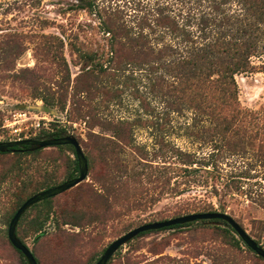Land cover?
<instances>
[{
    "label": "rangeland",
    "instance_id": "rangeland-1",
    "mask_svg": "<svg viewBox=\"0 0 264 264\" xmlns=\"http://www.w3.org/2000/svg\"><path fill=\"white\" fill-rule=\"evenodd\" d=\"M89 1L121 10L135 27L139 16L167 0H0V142L64 130L79 141L89 165L86 181L30 207L17 236L40 264H96L134 228L214 208L264 249V57L236 76L241 111L231 124L237 134L231 130L226 138L241 147L220 154L213 147L221 139L218 116L180 105L181 83L162 63H106L102 72L80 58L79 50L107 60L98 18L81 9ZM234 1L226 6L230 13ZM259 39L262 44L264 33ZM13 126L22 131L13 133ZM180 152L192 155L199 175L216 174L217 163L222 175L249 177L242 179L244 193L263 195L221 200L206 195L211 181L209 188L158 194V175L183 188ZM75 160L65 146L0 154V264H25L8 240L12 216L34 194L69 180ZM240 241L221 222H192L135 238L108 264H264Z\"/></svg>",
    "mask_w": 264,
    "mask_h": 264
},
{
    "label": "trees",
    "instance_id": "trees-1",
    "mask_svg": "<svg viewBox=\"0 0 264 264\" xmlns=\"http://www.w3.org/2000/svg\"><path fill=\"white\" fill-rule=\"evenodd\" d=\"M230 1L232 0H172L171 2L167 0L163 3L158 2L137 18L135 27L129 25L127 14L125 15L121 10L98 7L89 1L87 6L81 9L95 13L98 18L100 31L105 35L108 45L107 60L102 61L104 59L102 56L98 58L94 53L81 50H79V56L81 59L89 61L91 66L99 65L102 72H105L104 65L106 63H115L116 66L123 62L162 63L165 73L172 78H178L181 83L180 105L187 106L200 114L218 116L217 120L221 125L218 134L220 133L221 139L213 143L214 150L220 154L230 150L235 151L240 145L234 143L230 146L226 134L232 130L231 124L236 122L233 115L239 114L241 111L236 76L252 72L254 69L252 59L264 57V42L260 44L259 41L261 40L259 34L264 33V0H235L237 9L233 13H230V9L226 8ZM232 132L234 135L237 134L234 130ZM64 136H68V133L64 130H55L52 133L43 134L39 138L46 140ZM211 141L213 142V140ZM65 147L71 149L75 154L72 146ZM39 150L41 149L21 146L0 154H33ZM260 150L264 164V132ZM179 155L183 159L182 164L186 166L182 170L183 182L181 184L183 188L177 190L176 188L180 186L177 180L172 186L170 178L164 179L158 175L155 177L154 187L155 190L159 189L157 190L158 194L164 191L184 194L193 186L209 188L211 181L213 183L210 186L211 191H207L206 195L213 194L221 200L233 198L235 194L252 199L254 196L263 195L258 192L253 193L252 190L247 193L243 192L244 181L242 179L249 177H244L242 174L241 176L222 175V169L217 163L213 165L216 174L202 176L198 174L200 169L192 168L196 162L191 154L180 152ZM74 162L75 167L69 176L70 179L75 178V174H78L77 160ZM137 165L145 167L141 161H137ZM148 167L155 169V172L158 169L165 170V168H155L153 165ZM103 191L105 194L110 193V190L106 188ZM52 199L45 200L42 204H50ZM261 205L264 206L263 203ZM207 212L225 213L223 209L218 211L214 208L205 209L202 213ZM208 221L211 223L221 222L229 231L236 234L231 226L223 220ZM190 225L191 223L176 225L163 230L179 229ZM151 232L154 231L142 233L136 238ZM249 250L253 252L251 249ZM17 252L24 263L29 264L25 256L21 252ZM34 257L40 264L35 255Z\"/></svg>",
    "mask_w": 264,
    "mask_h": 264
},
{
    "label": "water",
    "instance_id": "water-1",
    "mask_svg": "<svg viewBox=\"0 0 264 264\" xmlns=\"http://www.w3.org/2000/svg\"><path fill=\"white\" fill-rule=\"evenodd\" d=\"M21 146H30L34 149L72 146L74 148L75 157L78 163V176L76 178L69 179L58 186L45 189L28 198L19 207V209L16 211L9 223L8 240L10 244L13 246L14 249L21 252L25 256L29 264H38L30 248L26 244H24L17 236L16 229L21 217L33 205L41 203L48 199L55 198L86 181L88 177L89 165L79 141L72 135L46 140L19 139L9 142H0V153H5L10 149H14ZM208 220L225 221L229 226H231V228L236 232V234L240 237V239L249 249H251L257 256L264 259V249L259 246L229 214L221 212H207L184 215L164 221L144 224L137 228H134L133 230L129 231L122 237L115 240L112 244H110L96 264H108L114 254L122 246H124L125 244H127L142 233L150 231H159L176 225H184L187 223Z\"/></svg>",
    "mask_w": 264,
    "mask_h": 264
},
{
    "label": "built area",
    "instance_id": "built-area-1",
    "mask_svg": "<svg viewBox=\"0 0 264 264\" xmlns=\"http://www.w3.org/2000/svg\"><path fill=\"white\" fill-rule=\"evenodd\" d=\"M24 117H25V115H24ZM23 121V120H22ZM37 127H39L40 126V123H38L37 125H36ZM16 126H13V133H18V132H21L22 130L20 129V128H15Z\"/></svg>",
    "mask_w": 264,
    "mask_h": 264
}]
</instances>
